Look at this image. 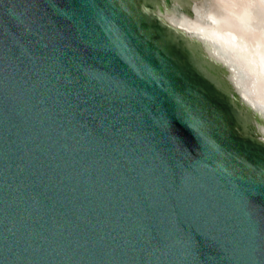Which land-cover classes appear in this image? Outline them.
<instances>
[{
  "label": "water",
  "instance_id": "obj_1",
  "mask_svg": "<svg viewBox=\"0 0 264 264\" xmlns=\"http://www.w3.org/2000/svg\"><path fill=\"white\" fill-rule=\"evenodd\" d=\"M141 0H0V264H264V142Z\"/></svg>",
  "mask_w": 264,
  "mask_h": 264
},
{
  "label": "bare ground",
  "instance_id": "obj_2",
  "mask_svg": "<svg viewBox=\"0 0 264 264\" xmlns=\"http://www.w3.org/2000/svg\"><path fill=\"white\" fill-rule=\"evenodd\" d=\"M159 17L164 38L186 46L188 61L211 71L216 86L228 92L237 131L264 142V23L249 25L240 10L264 0H141Z\"/></svg>",
  "mask_w": 264,
  "mask_h": 264
},
{
  "label": "clouds",
  "instance_id": "obj_3",
  "mask_svg": "<svg viewBox=\"0 0 264 264\" xmlns=\"http://www.w3.org/2000/svg\"><path fill=\"white\" fill-rule=\"evenodd\" d=\"M240 12L244 22L249 25H261L264 23V10L259 7H245Z\"/></svg>",
  "mask_w": 264,
  "mask_h": 264
}]
</instances>
